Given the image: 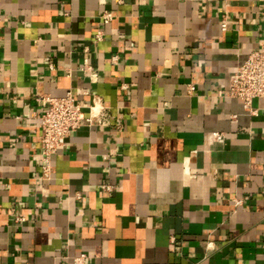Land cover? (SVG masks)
Instances as JSON below:
<instances>
[{
    "label": "crops",
    "instance_id": "crops-1",
    "mask_svg": "<svg viewBox=\"0 0 264 264\" xmlns=\"http://www.w3.org/2000/svg\"><path fill=\"white\" fill-rule=\"evenodd\" d=\"M261 42L264 0H0V264H264V96H228ZM67 91L110 124L44 178L41 97Z\"/></svg>",
    "mask_w": 264,
    "mask_h": 264
},
{
    "label": "built area",
    "instance_id": "built-area-1",
    "mask_svg": "<svg viewBox=\"0 0 264 264\" xmlns=\"http://www.w3.org/2000/svg\"><path fill=\"white\" fill-rule=\"evenodd\" d=\"M112 20V13L104 11L100 15L103 24ZM224 27V25H222ZM95 42L104 40V33L101 29L94 34ZM112 60H116L114 55ZM122 88H126L123 84ZM228 96L240 99L244 107L252 109V101L255 98L264 96V42L258 43L245 59L239 63L235 71L230 75ZM47 106L40 115L39 148L42 154L41 173L44 178H48L52 169V157L57 149L62 145L63 139L74 132L80 126L86 124H96L107 126L110 124L108 110L99 105L94 99L92 105L88 107V116L83 115V107L75 101L71 91H67L61 97L44 96L41 97ZM250 112H254L250 110ZM219 138L221 135H216ZM104 191H112L108 183L102 184ZM240 201L237 200L236 204ZM22 221L23 218H18ZM174 237H171L173 241ZM84 255L73 257V264H84Z\"/></svg>",
    "mask_w": 264,
    "mask_h": 264
}]
</instances>
